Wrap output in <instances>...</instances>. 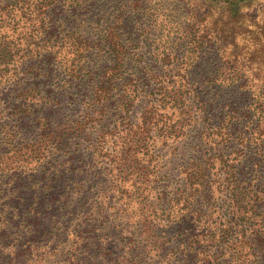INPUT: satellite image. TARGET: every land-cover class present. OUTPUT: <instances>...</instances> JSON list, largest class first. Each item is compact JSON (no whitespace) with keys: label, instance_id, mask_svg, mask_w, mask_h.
<instances>
[{"label":"trees","instance_id":"16d2710c","mask_svg":"<svg viewBox=\"0 0 264 264\" xmlns=\"http://www.w3.org/2000/svg\"><path fill=\"white\" fill-rule=\"evenodd\" d=\"M73 2L77 19H69ZM123 2L120 13L130 9ZM86 7L0 0V88L15 85L9 104L0 93V264H264V2L201 0L207 35L194 39L190 25L186 41L190 54L223 49L212 68L182 67L189 55L176 50L162 65L139 64L134 34L143 28L99 7L85 15ZM45 38L62 39L55 72L66 97L41 87L57 55L32 54ZM70 87L83 89L80 100ZM65 98L68 116L59 113ZM32 117L35 138L22 134ZM84 140L98 165L93 187L70 181ZM158 142L182 148L174 185L160 171ZM50 150L56 159L67 151L66 161L38 169ZM62 183L67 193L58 195ZM45 193L72 210L65 230L45 211ZM48 225L65 239L47 244Z\"/></svg>","mask_w":264,"mask_h":264},{"label":"rangeland","instance_id":"374dc122","mask_svg":"<svg viewBox=\"0 0 264 264\" xmlns=\"http://www.w3.org/2000/svg\"><path fill=\"white\" fill-rule=\"evenodd\" d=\"M86 2V4L92 6L90 11L87 12L84 11L85 15L91 16L94 12V10L99 7L103 8V13L106 14V16L115 17V16H121L122 19L129 20L132 22L133 27H139L141 33V37L138 36V34H134V37L138 38V42L136 44L137 52L143 51L140 58H136L139 61V64L141 62L142 65L150 64L151 66H159L164 63L163 56H165V53L170 51H184V54L189 55L187 60H184V62L180 63V66L182 67H193V68H199V67H214L218 63H223V59L221 58L222 50L218 48L217 44H213L211 46H205L204 50H198L196 54L191 53L188 49H192V43H187L186 40H190L193 42L194 39H198L204 35H207L203 32L204 28H202V25H206V20L203 16L200 3L201 0H124L123 3H129L130 9L128 10L127 7L119 12L118 9V2L117 0H81ZM123 1V0H122ZM264 2V0H262ZM116 2V3H115ZM72 8L70 6V15L69 19H77V16L81 14L79 11L80 9L77 8L76 2H73ZM118 9V10H117ZM68 19V20H69ZM202 20V21H201ZM22 25V22H20V26ZM192 26L194 32V39H192L191 34L192 32H188L189 26ZM142 27V28H141ZM191 28V29H192ZM43 30V28H41ZM196 29V30H195ZM144 31V33H143ZM184 35H186V38H184ZM189 37V38H188ZM62 39H50L47 40L45 38V42L43 41H37L35 43L34 48L32 50V54L34 56L44 54L45 52H49L51 54H57ZM202 41V40H201ZM206 42L205 40H203ZM191 44V45H190ZM65 51V49H63ZM221 51V52H220ZM220 52V53H218ZM141 54V53H140ZM218 54V55H217ZM219 54H221L219 56ZM139 55V54H138ZM141 60V61H140ZM53 63L51 69L53 70L52 77L48 78L47 81L41 85V87H45L46 90H51L52 92H55L56 97H66L65 91L67 87H63L64 80L62 79L61 75H58L55 71L59 69V66H57V61H59V53L56 55V57L53 58ZM57 66V69H56ZM15 67L20 71L22 69L21 63L18 62ZM133 69L130 68L128 72H131ZM23 69L21 70V72ZM127 72V73H128ZM21 75V73H20ZM11 80V79H10ZM5 80L4 85H1L2 88H0V93L3 94L6 104H9L11 100L14 98V92L13 87L15 86L13 81ZM66 86V85H65ZM82 88H73L70 87V90L68 94H72L73 96H77L80 100L82 98L83 94ZM62 105L64 106L63 109L59 111L61 115H71L74 111L72 110V101L70 99L65 98L64 100H61ZM85 102V100H83ZM79 108V107H78ZM166 112V111H162ZM36 122L37 119L32 117L28 121H23L21 126L23 125V132L22 134L25 137L29 138H35L37 135V129H36ZM124 124L123 126H120L119 136L122 132H124ZM123 127V128H122ZM92 133H96L94 129H91ZM115 136V135H114ZM114 136L106 142L107 150L108 152H113V143L116 141L118 142V137L115 139ZM94 139V137L92 138ZM79 144H76L78 147V151L74 156L71 155L70 157L71 163H75L74 167L77 168L76 175L70 177L73 179L74 177H78V179L84 178L85 181H90L92 187L95 186L96 181V171L98 170V165H96L95 162L92 161L90 149L91 146L86 147L85 140L79 141ZM177 144L175 143H162L158 142L154 145L153 149L156 153H159L158 163L160 165V171L161 173H168L172 175L173 174V185L175 182L179 181L180 177L178 175L179 167L182 162V148L180 151H175L174 147ZM105 148V149H106ZM117 149V147H115ZM89 150V151H88ZM119 150V149H118ZM117 150V152H118ZM153 151V150H152ZM64 156H61L56 159V152L55 150H50L48 154V158L42 159L40 161H36L35 159H28L26 163H28L27 168H30V171L28 174L32 175L34 173L32 169L33 165L38 166V169H41L43 166L48 167L49 164L51 165L53 162L62 164L64 161H66V154L67 151H61ZM47 157V156H46ZM56 159V160H55ZM75 160V161H74ZM36 161V163H34ZM37 171V170H35ZM161 174V175H163ZM65 177H69V175H65ZM68 181H64V186L68 185ZM58 184H60L58 182ZM55 187V182L51 181V184ZM25 186L23 188V191H27V194H30L33 189L31 188V185L29 184V181L25 183ZM30 186V187H27ZM63 183L58 187L57 194L65 195L67 192H65V189L62 188ZM172 188V186H171ZM94 191V188L92 189ZM43 198L45 199V203L48 204L47 210H45L48 214V216L51 218V220L55 219L57 221V225H60L62 231L64 225L70 218V212L72 211L67 207V202L63 201V197H56L54 199L53 196L42 194ZM67 201V200H66ZM48 232V237H45L46 243L49 244V242L55 244L58 241H61L64 238V236H59L57 230L52 228L48 225L46 228ZM60 231V230H59ZM50 243V244H51Z\"/></svg>","mask_w":264,"mask_h":264}]
</instances>
